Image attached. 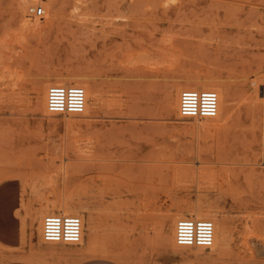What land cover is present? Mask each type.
Listing matches in <instances>:
<instances>
[{"label":"rangeland","instance_id":"rangeland-1","mask_svg":"<svg viewBox=\"0 0 264 264\" xmlns=\"http://www.w3.org/2000/svg\"><path fill=\"white\" fill-rule=\"evenodd\" d=\"M23 1L0 0V185L12 186L20 252L12 256L0 244V264H158L172 250L181 262H264V107L243 99L264 78V0L28 5L47 4V18L23 11ZM35 20L48 22L33 30ZM67 69L83 73L98 99L89 97L83 115L36 111L45 75ZM194 74L229 84L233 107L219 120L169 111ZM194 170L198 179L187 175ZM58 197L85 217L96 215L95 246L86 241L85 219L79 244L41 239L39 208ZM198 202L226 221L228 239L210 248L169 247L181 206Z\"/></svg>","mask_w":264,"mask_h":264},{"label":"bare ground","instance_id":"bare-ground-1","mask_svg":"<svg viewBox=\"0 0 264 264\" xmlns=\"http://www.w3.org/2000/svg\"><path fill=\"white\" fill-rule=\"evenodd\" d=\"M36 0H24L22 2V10L25 11V7L28 5H35L34 3H36ZM39 2V1H38ZM81 0H74V9H78L79 5H80ZM85 2V1H84ZM56 2L55 0L52 1V6H55ZM33 6H28L26 9H28L29 7H33ZM44 14L43 16H45L46 18L49 16V6L47 4H45L44 6ZM72 11V10H71ZM77 12V11H76ZM73 13V12H72ZM85 13V12H84ZM25 14V13H23ZM24 16V15H23ZM55 16V15H54ZM69 18V17H67ZM71 18V17H70ZM25 22V20H24ZM48 22V20L46 21V23ZM22 23V26H26ZM46 23L43 25H40V23L37 22V20H35L34 23L30 24V27L34 29L37 28H44L46 26ZM73 28V27H72ZM18 41V40H17ZM28 56V55H27ZM29 60V59H28ZM1 63V62H0ZM24 63V62H23ZM3 65V64H1ZM64 69V68H63ZM9 70V69H8ZM54 70V69H53ZM4 75V73H3ZM264 75V74H263ZM262 75V76H263ZM8 77V76H7ZM89 77V76H88ZM87 77L85 78V75L81 72L75 71V70H71V69H67V70H55L53 72H49L45 75L44 80H45V84L42 87L41 90V98L38 101L37 104H35L36 106V111H40V112H47L46 109V91L47 88L51 85V84H63V85H78V84H82L85 93H86V102H85V108L84 111L80 114L83 115L85 113L88 112L89 110V103H88V99L89 97H94V99H98V89L95 86L90 85L89 83L86 82ZM220 78L215 77L213 75H201V74H194L192 76H189L187 78H185L183 84L181 86H179L176 90V94H175V99L174 102H172V104L168 107L169 111H176L179 114V97H180V93L182 90L186 89V88H193V89H215V91L218 93L219 96V102H218V110H217V114L215 117L210 118L213 122L219 120V118L224 114V113H228L229 110L233 107V96L230 90V86L228 83L225 82H220L219 80ZM258 79V78H257ZM264 79V78H262ZM262 79L260 78V80L262 81ZM1 80V79H0ZM16 80V79H15ZM2 81L3 77H2ZM9 81H11V79L9 80L8 78V83H10ZM259 82V84H257V82L252 81L251 85H253L252 88V93L251 95H246V93L244 92L243 94V99L247 100L248 98L251 99V101L253 103L256 104H260L262 107H264V91L262 88L263 82ZM264 81V80H263ZM5 82V81H4ZM12 82V81H11ZM17 82V81H16ZM14 82V84L16 83ZM3 83V82H2ZM7 82L4 83L5 86L6 84H8ZM20 83V81H19ZM16 85V84H15ZM259 85H261L259 87ZM10 86V85H9ZM34 86V85H32ZM172 89V88H171ZM33 90V89H32ZM259 90H260V95H259ZM37 91V90H35ZM124 93V92H123ZM126 93V92H125ZM127 94V93H126ZM122 95V93H121ZM102 97V96H101ZM103 98V97H102ZM123 99V98H122ZM126 99V98H125ZM169 100V98H168ZM33 101V100H32ZM99 102V101H98ZM97 102V103H98ZM175 112V113H176ZM242 112V111H241ZM64 115V114H63ZM66 116V115H65ZM65 118V117H64ZM195 119V118H194ZM66 120V119H65ZM85 146V145H84ZM164 148V147H163ZM203 164V163H202ZM186 169V168H185ZM13 170V169H12ZM16 170V169H15ZM175 169H173L174 171ZM202 170V169H201ZM25 171V170H24ZM177 171V170H176ZM18 172V171H16ZM22 172V170H21ZM2 173V172H0ZM175 173V172H174ZM185 173V172H183ZM203 173V171H202ZM205 173V172H204ZM177 174V173H176ZM187 175L191 176L192 179H198L202 174H200V172L198 171H191L190 173H187ZM186 175V176H187ZM24 178H26L25 175H23ZM22 176V177H23ZM176 176V175H175ZM8 177V176H7ZM31 178V177H30ZM7 179V178H6ZM189 179V178H188ZM25 180V179H24ZM177 181V179H176ZM50 182V181H49ZM184 182V181H183ZM24 183V182H23ZM187 183V182H186ZM31 191L34 192V194L40 189L39 185H38V181L36 180H32L31 181ZM44 187V186H43ZM23 188V185H22ZM24 193V191H23ZM43 193V192H42ZM41 193V194H42ZM49 193V192H48ZM33 195V194H31ZM48 195V194H47ZM46 195V196H47ZM38 197V195H37ZM85 197V196H84ZM73 198V197H72ZM35 199V198H34ZM50 200V199H48ZM47 200V202H48ZM46 201V199H45ZM202 201V200H201ZM213 201V200H212ZM46 202V203H47ZM190 202V201H189ZM211 203V202H210ZM24 206V203H23ZM27 208L28 205H26ZM40 207V206H39ZM24 208H26L24 206ZM222 209V208H221ZM181 210H188V213L186 212H179L178 215L172 220V224H171V235L169 237V242L170 245H168L169 247H173L176 242H175V224L176 221L178 220V218L181 217H192V218H209L211 221H213L214 223V243L213 245H216L219 242H223L226 241L229 237L230 234V229L227 227L226 225V221L225 220H221L219 219L215 214L212 213L211 207L208 204H204V203H192V204H185L183 206H181ZM219 210V209H218ZM38 211V210H37ZM216 211V210H215ZM30 213V212H29ZM46 213H61V214H72V213H77L78 216H80V218L82 219V238L81 240H84L85 235H84V222L83 220H86V241L89 245V247H93L96 245L97 243V239H98V223H97V217L95 214L93 213H89L87 217L84 216V214L79 210L75 208V205L72 204L71 201H69L67 198L64 197H58L57 199H53V201H49V203L42 205V207L39 208V219H38V230H39V235L41 234V226H42V219L44 217V215ZM218 214V213H217ZM237 215V214H235ZM36 217V216H35ZM173 218V217H172ZM153 219V218H152ZM252 219V218H251ZM34 220V219H33ZM32 220V221H33ZM123 222V221H122ZM121 222V223H122ZM252 223V222H251ZM114 224V223H113ZM124 224V223H122ZM257 224V223H256ZM30 225H33V222H31ZM121 225V224H119ZM115 226V225H114ZM122 226V225H121ZM164 222H160L159 223V227L158 230L159 232H164ZM255 227V226H253ZM120 229V227H118ZM231 228V227H230ZM122 229V228H121ZM232 229V228H231ZM250 229V228H249ZM116 232V231H115ZM119 234V233H117ZM42 239V236H41ZM232 239V238H231ZM252 240V239H251ZM256 240V239H255ZM233 241V240H232ZM254 241V239H253ZM175 242V243H174ZM46 243H51V242H46ZM226 243V242H225ZM223 243V244H225ZM42 244V243H41ZM79 244V243H78ZM251 244V243H250ZM261 244V243H260ZM221 245V244H220ZM219 245V246H220ZM177 246H183V247H187L184 245H178ZM222 246V245H221ZM225 246V245H224ZM262 246V245H261ZM260 246V247H261ZM182 247V248H183ZM214 247V246H213ZM191 249V247H189ZM193 248V247H192ZM217 248V247H215ZM251 248V247H250ZM105 249V248H104ZM218 249V248H217ZM87 250V249H86ZM221 250V249H220ZM219 250V251H220ZM92 251V250H91ZM107 252V250H106ZM187 252V251H186ZM194 252V251H193ZM197 252V251H196ZM252 252V251H251ZM259 254H264V250L260 249ZM97 253V252H96ZM253 253V252H252ZM257 254V252H256ZM101 255V254H100ZM103 255V254H102ZM106 255V254H104ZM252 255V254H251ZM29 256V255H28ZM34 256V255H32ZM187 256V255H186ZM31 257V256H30ZM35 257V256H34ZM252 258V257H250ZM31 259V258H30ZM36 259V258H35ZM249 259V258H248ZM193 260V259H192ZM190 262V261H189ZM193 262V261H192ZM204 262V261H203ZM188 263V262H187ZM194 263V262H193Z\"/></svg>","mask_w":264,"mask_h":264},{"label":"built area","instance_id":"built-area-1","mask_svg":"<svg viewBox=\"0 0 264 264\" xmlns=\"http://www.w3.org/2000/svg\"><path fill=\"white\" fill-rule=\"evenodd\" d=\"M28 12L42 17V6L29 7ZM264 91V85H262ZM86 93L80 85L51 84L46 91V109L50 114L80 115L85 108ZM219 96L212 89L186 88L179 97V115L186 118H213L217 114ZM82 219L75 214L47 213L42 219L44 242L77 244L82 238ZM175 242L189 247L210 248L214 243V223L207 218H178Z\"/></svg>","mask_w":264,"mask_h":264},{"label":"crops","instance_id":"crops-1","mask_svg":"<svg viewBox=\"0 0 264 264\" xmlns=\"http://www.w3.org/2000/svg\"><path fill=\"white\" fill-rule=\"evenodd\" d=\"M0 244L14 249L11 252L12 256H19L20 252L15 251L19 249V237L17 234V225L16 222L12 219L13 210L17 208L12 205L13 195H11L12 186L10 184H1L0 185ZM32 226V225H31ZM204 258L201 257L199 260L193 262H181L180 255L175 253L173 250L168 251L164 258V261L158 264H206ZM62 262V261H61ZM67 263V260L63 262ZM7 264H29L25 262H20L19 260H12ZM70 264H117L104 259H95L91 262L76 261L75 263ZM256 264H264V262H259Z\"/></svg>","mask_w":264,"mask_h":264}]
</instances>
